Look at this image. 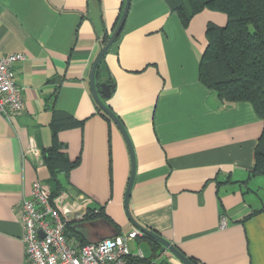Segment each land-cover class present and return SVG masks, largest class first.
I'll list each match as a JSON object with an SVG mask.
<instances>
[{"label": "crops", "instance_id": "1", "mask_svg": "<svg viewBox=\"0 0 264 264\" xmlns=\"http://www.w3.org/2000/svg\"><path fill=\"white\" fill-rule=\"evenodd\" d=\"M123 2L0 0V52L25 56L15 64L23 109L0 114V264H25L18 202L33 181L48 178L41 152L51 142L53 113L82 121L57 133L61 152L79 159L53 200L61 217H72V228L98 219L84 215L100 207L120 233L135 228L123 207L129 152L89 87L100 40L111 34ZM210 22L222 26L226 16L204 9L183 26L166 0H130L97 80L113 81L104 102L132 144L134 219L202 264H264V210L251 214L264 208V178L250 176L263 123L249 102L221 103L199 81ZM142 235L128 247L150 257ZM154 260L181 264L166 249Z\"/></svg>", "mask_w": 264, "mask_h": 264}, {"label": "trees", "instance_id": "2", "mask_svg": "<svg viewBox=\"0 0 264 264\" xmlns=\"http://www.w3.org/2000/svg\"><path fill=\"white\" fill-rule=\"evenodd\" d=\"M166 2L178 15L183 26L204 9L220 12L226 16V23L222 26L211 22L206 25V46L198 63V79L204 86L214 91L221 103L247 101L252 105L263 125L254 146V166L250 176L264 178V0H166ZM109 35H103L100 40L101 46ZM103 59L102 56L95 71L98 91L100 82L97 76L103 69ZM106 83L114 84L111 79L106 80ZM100 97L104 102L106 98L101 95ZM96 107L98 112L111 122L97 104ZM79 124H82V121L76 122L68 116H59L56 113L52 115L51 142L41 152L43 164L48 172V178L44 182L49 186L51 202L66 189L69 172L79 162L78 158L69 160L61 152L63 144L59 142L57 133L60 129ZM261 210L264 208L254 210L251 214ZM95 217L107 220L117 233H120L118 225L102 212V208L86 210L84 218ZM65 229L70 231L69 236L73 235L72 237L79 240V244L86 243L81 234L71 228L69 222H66ZM141 237L151 243L153 254L150 257L132 258V261L143 264H169L164 260L159 262L154 260L165 249L162 245L147 235ZM187 257L194 264H202L194 257Z\"/></svg>", "mask_w": 264, "mask_h": 264}, {"label": "built area", "instance_id": "3", "mask_svg": "<svg viewBox=\"0 0 264 264\" xmlns=\"http://www.w3.org/2000/svg\"><path fill=\"white\" fill-rule=\"evenodd\" d=\"M24 58L22 53L0 52V114L6 118L23 109L15 64ZM18 207L25 264H143L132 261L143 257L141 250L131 252L128 247L130 240L142 235L136 228L95 243L73 245L65 233L67 221L50 201L49 186L43 181H33L28 197H22ZM225 224L221 216L220 227Z\"/></svg>", "mask_w": 264, "mask_h": 264}, {"label": "water", "instance_id": "4", "mask_svg": "<svg viewBox=\"0 0 264 264\" xmlns=\"http://www.w3.org/2000/svg\"><path fill=\"white\" fill-rule=\"evenodd\" d=\"M130 5V0H124L123 2V7L121 10V13L119 15V18L115 24V26L112 29L111 34L105 41V43L100 47L93 63L92 67L90 70V76H89V87L92 93V96L97 104V106L108 116V118L115 124V126L118 128L120 131L125 144L127 146L128 152H129V158H130V173H129V178L128 182L125 188L124 192V198H123V207L124 211L126 214L127 219L129 222L140 232H142L143 235H147L151 237L153 240L158 242L160 245H162L166 250H168L175 258L179 260L181 264H194L193 262L190 261V259L182 252L180 251L174 244H172L170 241L166 240L163 238L160 234L154 232L153 230H150L142 225H140L132 216L130 209H129V195H130V189L132 186L133 182V177H134V170H135V161H134V153H133V148L132 144L130 142L129 136L126 132V129L124 128L121 120L119 117L112 111V109L105 104L100 95L103 96L104 98L110 97V93L114 88V84L106 83V82H100L99 83V91L97 90L96 87V78H95V71L96 67L102 58L106 51L109 49V47L114 43L116 38L119 36L127 12L128 8ZM73 219L72 217H67L66 220ZM100 226H104L105 231H96ZM72 228L77 231L78 233L85 235L90 234L91 239L87 238V243H95L98 242L104 238H109L117 235L118 233L116 230L110 225V223L103 219V218H98L95 220H90V221H85V222H78L77 224H74ZM97 228V229H96Z\"/></svg>", "mask_w": 264, "mask_h": 264}]
</instances>
